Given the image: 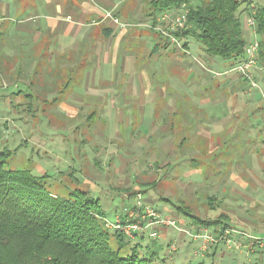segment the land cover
<instances>
[{"label":"crops","instance_id":"obj_1","mask_svg":"<svg viewBox=\"0 0 264 264\" xmlns=\"http://www.w3.org/2000/svg\"><path fill=\"white\" fill-rule=\"evenodd\" d=\"M0 1V70L4 71L0 75V86L3 85L0 93L7 97L8 104L11 96L20 91L42 93L46 101H51L56 96L62 97L59 92L65 90L66 99L51 107L47 115L73 118L94 113L99 116L95 132H105L103 129L107 127L111 134L109 146L113 148L106 150L101 146L96 156L99 158L95 159L118 160L120 164L141 155L152 160H184V150L192 152L187 160H206L219 153L217 160L228 163L233 156L242 171L236 173L237 176L230 174L225 189L232 188L231 182H238L241 191L256 196L254 203H261L264 161L253 160L251 156L250 160L240 162L243 154L232 153L229 138L225 137L227 133L234 134L235 124L241 126L246 122L240 120V116L248 121L243 126L253 131L257 126L258 136L264 135V113L253 109L254 101L247 94L250 86L238 73L231 71L235 61L211 59L200 47L194 55L191 40L187 47L182 44L183 48L159 42L156 34L166 27L162 21L164 14L150 16L147 0H32L30 7L23 6L16 15L12 13V16H19V20L11 29L4 24L13 20L10 19V5ZM107 12L121 24L107 18ZM243 32L248 45L257 38L248 25ZM136 42L142 43L138 49ZM138 55L147 59V67L139 65ZM152 72L169 79L155 84ZM254 76L259 78L260 72L254 71ZM72 84L75 85L73 89H67ZM209 86L215 88L211 97L200 91ZM122 96H127L129 106L136 101L141 103L135 113H124ZM16 100L19 101V97ZM155 100L161 105L154 104ZM146 101L152 107L150 110L146 108ZM124 116L127 119L124 120ZM171 116L180 119H164ZM137 117L142 118V124L133 127ZM149 117L151 121L146 123ZM37 128L48 134L57 129L49 125L46 129ZM36 139L33 148L41 142ZM42 144L43 148H51L47 140ZM139 149L144 152L139 153ZM159 150H163V157ZM57 155L62 157L61 153ZM253 186L256 189H252ZM156 231V239L146 240L148 236L144 235L137 243L146 247L153 240L157 246H162L163 241L178 240L168 228ZM187 257V262L194 260L191 254Z\"/></svg>","mask_w":264,"mask_h":264},{"label":"rangeland","instance_id":"obj_2","mask_svg":"<svg viewBox=\"0 0 264 264\" xmlns=\"http://www.w3.org/2000/svg\"><path fill=\"white\" fill-rule=\"evenodd\" d=\"M4 1L8 2L11 8L10 19L13 20L4 23L10 29L19 20V16H12V13L16 15L19 13V8L33 5L32 0ZM180 10L182 9H174L168 13L176 16ZM244 13L248 15L246 11ZM243 15L241 20L244 30L247 24L245 15ZM169 25L170 21L165 22L166 30ZM151 36L155 37L154 34ZM156 36L159 38L160 33L158 32ZM165 39L169 42L167 37ZM198 44L195 39H191L190 48L194 55L197 54L198 47H200ZM139 45L142 43L136 42L137 49ZM138 57H140L139 65L147 67V59L141 55ZM257 68L255 71L260 72V77H255L258 87L250 88V91L247 90L248 88L246 90L249 91L247 92L249 99L254 101L253 109L264 113V65L260 66L259 63ZM152 77L153 82L159 85L169 79L168 76H158L154 72H152ZM200 91L211 97L215 88L209 86L207 89L200 88ZM233 92L236 93V91ZM2 95L1 92L0 148L6 147L9 150L17 151L11 163L13 169L33 168L35 175H42L47 171L46 174L52 176V180L49 182V191L60 198H68L76 189L89 192L93 198L100 199L102 208L111 222L115 220L117 214L122 212L124 207L134 205L139 195L146 205L165 218L175 220L179 227L188 231H191L190 225L193 223L184 214L178 212L177 206H184L190 213L201 216L203 219H214L220 214H225L230 221L224 220V222L228 224L232 233L220 243L208 244L205 249H202L197 239L179 233L174 228L164 227L168 228L174 239L178 240L163 241L162 246L158 245V247H163L164 255L168 256L171 263L176 264H264V197L259 196L261 203H254L256 196L241 191L238 182H231L232 188L225 189L226 184H229L230 174L233 173L234 176H237L236 173L242 171L236 163L238 160H234L233 156L229 158L232 160L225 163L223 160H217L219 159V153H217L210 159L200 160L198 166L192 165V160L186 158L191 157V150L182 151L184 160H167V158L152 160L142 155L136 160H125L121 164L118 160L117 162H115L116 160H95V158H99L96 156L101 150V146H105L106 150L113 148L109 146L111 145V134L107 132V127L103 129L105 132H95L96 129L93 132H88L80 129V124L86 120V117H60L63 123L55 126L60 130L53 129L51 134L45 131L40 132L37 127L42 126L46 129L49 123L47 118L40 117L42 120L40 122L33 116L23 114L19 108L13 107L15 103L12 102V99H10L12 103L8 104L9 100ZM121 99V105L127 115L132 111L135 113L136 108L141 104L136 101L135 104L129 106L126 100L127 96H122ZM156 102L158 106L161 105L160 101L155 100L154 104ZM125 105H127L126 108ZM146 108L148 110L152 108L147 101ZM200 108L202 109L203 106ZM177 117L171 116L164 119L179 121L180 118ZM133 118L131 117V120ZM125 119L127 116H124ZM239 119L248 122L242 116ZM150 121V117L146 119V123ZM246 122H242L241 126L235 124L233 126L234 134L231 132L225 136L229 138L230 150L232 153L243 154L240 162L248 161L250 160L248 157L253 156V160H260L263 163L264 135L258 136L260 133L257 126L255 131L251 127L243 126ZM92 124L93 122L89 123V125ZM138 124H142V118L137 117V122L132 126L137 127ZM85 126L86 129L90 127L86 124ZM36 138H39L41 142L33 148V141H38ZM44 140L51 144V148H43ZM42 152L43 157H41ZM138 152L143 153L144 151L139 149ZM162 152L163 150L158 151L161 157L164 156ZM60 153L62 157L57 155ZM47 154L50 155V158L47 157ZM255 168L258 166L256 165ZM196 169L197 171H195ZM261 169L264 171V165L261 166ZM245 174H248L252 182L256 183L250 173L246 172ZM253 188L256 189L255 186ZM209 198H214L212 206L208 202ZM197 232L201 233L200 230ZM239 232L243 234H238ZM212 234L218 238L217 233ZM145 235L148 236L146 240L151 239L148 233ZM254 238L261 239V243H258ZM110 245L114 250L119 248V243L114 235H111ZM188 245L189 247H186ZM128 251L129 246L127 245L122 249L121 254L125 255ZM188 254L194 256L192 262H187Z\"/></svg>","mask_w":264,"mask_h":264},{"label":"trees","instance_id":"obj_3","mask_svg":"<svg viewBox=\"0 0 264 264\" xmlns=\"http://www.w3.org/2000/svg\"><path fill=\"white\" fill-rule=\"evenodd\" d=\"M147 3L148 14L153 18L174 9L187 10V26L176 30L174 37L184 47L195 39L206 56L232 60L234 65L243 59L248 46L242 14H246L244 11L248 13L243 15L247 24V18L255 11V33L259 41L257 61L264 65V0H147ZM158 41L169 44L161 33ZM1 72L4 73L0 70V75ZM74 86H67V89L72 90ZM64 91L59 92L62 97L56 96L51 101H46L45 94L38 92L20 91L11 98L15 103L13 107L19 108L23 114L40 122V117H45L48 125L55 127L63 123L62 120L47 113L66 99L68 93ZM98 119L94 113L90 114L81 122L80 129L93 132L100 121ZM90 122L93 124L89 125ZM84 123L90 127L86 129ZM16 152L0 148V264H175L168 260L163 247H158L154 239L144 247L137 243L142 236L131 241L107 228L106 223L110 220L101 201L90 196L89 192L76 189L68 198H60L49 191L51 175H35L33 168L13 169L11 163ZM191 163L200 165L199 160ZM213 201L214 198L208 199L211 206ZM177 210L193 223L190 225L192 234L208 229L219 237L230 229L224 222L230 221L225 214L203 219L184 206H177ZM111 235L119 243L118 250L110 245ZM127 245L129 251L122 255L121 251Z\"/></svg>","mask_w":264,"mask_h":264},{"label":"built area","instance_id":"obj_4","mask_svg":"<svg viewBox=\"0 0 264 264\" xmlns=\"http://www.w3.org/2000/svg\"><path fill=\"white\" fill-rule=\"evenodd\" d=\"M187 14L188 11L182 9L178 11V15L173 16L172 13H164L162 21L165 23L170 21V25L167 27L168 30L163 29L159 31L164 37L169 39V42L173 45L183 48L181 41L174 37V32L179 29H185L187 26ZM255 11L252 12L251 16L247 18V25L255 31L256 21L254 19ZM106 17L113 20L117 24H121L117 18L113 16L111 12L106 13ZM125 25H123L124 27ZM259 53V41L256 38L251 42L245 50V56L243 59L236 63L231 71L238 73L250 86V88L258 87L255 80L254 71L258 66ZM221 75V74H219ZM107 228L112 232L123 235L127 239L134 241L138 236H143L146 233L149 234L151 239L158 237L157 229L161 227H171L178 232L189 235L201 242V248L205 249L208 244L220 243L231 235L232 230L228 229L225 231L223 236L215 238L208 229H202L197 234H192L190 231L185 230L177 224L173 219L165 218L157 211L153 210L152 207L146 205L141 195L138 196L136 203L129 207H124L122 212L116 215L113 222L107 221ZM238 234H243L239 232ZM253 238V237H252ZM258 243H261V239L254 238ZM228 242H230L228 240Z\"/></svg>","mask_w":264,"mask_h":264}]
</instances>
